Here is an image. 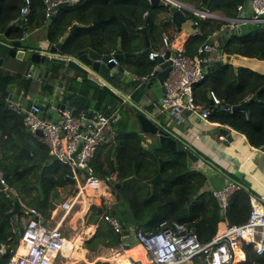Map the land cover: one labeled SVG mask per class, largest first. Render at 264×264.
<instances>
[{
  "label": "trees",
  "instance_id": "1",
  "mask_svg": "<svg viewBox=\"0 0 264 264\" xmlns=\"http://www.w3.org/2000/svg\"><path fill=\"white\" fill-rule=\"evenodd\" d=\"M43 0H30V12L27 16L26 26H13L19 16L23 0H0V41L6 38L23 37L24 27L36 30L44 26L45 36L52 42H57L73 23L90 25L78 28L71 33L63 44V53L72 54L76 51L92 48L101 54H109L115 50L120 35V47L128 53H135L139 47L135 44V38L140 35L137 29L146 23V35L156 46L157 39L163 34L162 25L166 18L158 22V13L168 12V6L161 3L152 7L148 0H80L75 6H65L53 20L45 22V8ZM200 7L209 11H218L225 17H235V10L239 4H247L250 0H198ZM99 19L95 25L91 23ZM220 21L203 20L200 32L189 38L186 43V53L194 56L198 47L206 41L207 35L218 30ZM238 28V27H237ZM0 50V54L3 53ZM223 54L239 55L247 58L264 61V24L256 25L250 31L235 30L228 33L222 46ZM127 71H134L141 79L147 77L154 65L148 57H135L127 60ZM60 67L49 64L46 76L42 74L45 82L42 89L52 92V82ZM53 72V74H51ZM17 82L22 85H30L33 82L19 74H14ZM12 81L9 74L0 71V94ZM109 81L116 86L123 83L118 74L109 77ZM72 94L66 93L61 100L72 105L78 110L89 111L92 107L101 110L102 105L111 103L114 99L102 89V87L90 80L78 83L71 81ZM134 88L131 95L132 101L140 103L144 89L140 90L138 80L126 84ZM264 86V73L255 70L235 67L229 63H215L206 74L203 81L196 84L193 94L196 104L200 108L208 109V120L246 136L248 144L260 149L264 147V90L250 101L245 111L225 110L226 106H234L243 103L255 95L260 87ZM20 87V86H19ZM212 91L220 100L219 105H214L209 97ZM1 98V97H0ZM105 105V106H106ZM0 104V172L9 188L16 192V197L25 205L39 211L45 220L51 216L55 207V199H62L59 188L70 185L67 174L69 167L61 162H51L47 147L37 137H33L26 129L23 120L18 113L5 109ZM129 111V112H128ZM130 115L137 120V110L127 105L120 112L121 118L117 121L114 136V144L109 150H116L115 156L108 161V169L100 171L94 163L95 173L103 178L111 188L116 200H123L126 210L131 212L136 222H142L154 216L140 229L146 232H155L162 222H178L187 228H192L201 243H207L217 234L218 224L226 225L244 224L251 210L249 196L253 193L239 182L234 176L232 180L239 188L232 194L229 205L222 215L217 201L211 192H201L205 182V175L189 165V158L183 151H169L157 145L150 144L144 148L142 139L136 132L128 130V121L123 114ZM25 147L32 155L34 166L23 169L30 162L21 151ZM153 143V142H152ZM198 154V153H197ZM199 155V154H198ZM116 159V165L113 159ZM159 159L166 163L159 170ZM160 174L162 181L152 184L150 181ZM115 175V179H111ZM135 177L134 180L116 188L114 182H120L126 178ZM72 191L66 194L72 195ZM63 200V199H62ZM93 208V214L89 223H93L97 208ZM22 208L15 211V200L3 189H0V243L5 245V252L0 255V264H6L14 254L18 244L21 228L16 224L12 230L11 222L16 217H23ZM97 224L95 235L84 243V247L95 251L98 245L109 248L117 247L121 240L109 226L101 219ZM245 260L236 264H264V253L257 256L250 245H243ZM242 252V257H243ZM242 257L239 259L241 260ZM197 260V259H196ZM196 264H203L196 261ZM234 264V263H231Z\"/></svg>",
  "mask_w": 264,
  "mask_h": 264
},
{
  "label": "built area",
  "instance_id": "2",
  "mask_svg": "<svg viewBox=\"0 0 264 264\" xmlns=\"http://www.w3.org/2000/svg\"><path fill=\"white\" fill-rule=\"evenodd\" d=\"M45 8V20H48L61 4L75 6L80 0H43ZM253 13L252 22L261 23L264 16V0H250ZM30 0H23L22 8L18 18L13 25L21 19L27 20L30 12ZM237 10L242 5H237ZM205 16L212 17L210 14ZM236 19H226L218 32L233 31L236 28ZM165 37V36H164ZM213 47L209 43L199 46L195 56L187 55L180 47L170 48L168 60L171 62L172 70L164 82V93L158 102H153L154 107L162 111H170L171 116L178 122L187 121L188 112H198L203 120H208V109L200 108L194 98L193 88L203 81L206 74L216 62L229 61L230 58L218 56L216 59L210 56ZM159 53L149 52L147 57L153 60ZM112 61L115 63L114 59ZM117 66V65H115ZM30 71L26 77H31ZM142 77V81H145ZM58 103H65L60 95L65 94V89L58 88ZM209 97L214 105H219L220 100L210 91ZM49 103L46 114L41 105L30 102L26 103L23 110V123L26 130L37 137L48 149L49 156L56 158L58 162L69 167L67 178L74 185L72 195L60 201L58 204L61 217L54 223L45 221L43 215L34 208L25 205L16 197V192L9 188L0 172V184L2 189L12 193L20 203L25 222L21 228L18 244L13 256L6 264H57L59 257L64 251V235L60 230L63 219L81 202L89 191H96L101 186V180L95 173L94 161L99 148L110 144L114 140L116 117L125 110V106L114 100L107 104L104 109L95 112L78 110L72 105L65 103L61 110L59 105ZM10 110L18 111L22 106L20 103L7 102ZM231 110L230 106L224 107ZM51 111L57 119H51L47 112ZM40 131L42 136H38ZM200 134H195L199 140ZM81 143L79 151L73 156ZM107 188V187H106ZM239 188L236 182H230L223 188L213 190L221 212H225L229 205L232 194ZM251 210L249 217L241 225H225L207 243H201L194 229L187 228L178 222H162L155 232H146L136 229L134 238L146 254L147 261L141 264H192L196 259H203L204 264H231L234 263L235 250L243 251V245H250L257 256L264 253V207L260 198L250 195ZM100 218L120 235L122 240L129 238L125 234L126 228L122 227L120 220L110 213H103ZM15 231V230H14ZM5 252V245L0 243V255ZM129 264H136L130 261Z\"/></svg>",
  "mask_w": 264,
  "mask_h": 264
},
{
  "label": "crops",
  "instance_id": "3",
  "mask_svg": "<svg viewBox=\"0 0 264 264\" xmlns=\"http://www.w3.org/2000/svg\"><path fill=\"white\" fill-rule=\"evenodd\" d=\"M172 1L182 6L183 8H181V11L187 15V21L185 24L182 25L180 30H177L171 23H166L164 21L162 25V28H164L163 34L160 37H158L156 46L148 38L149 47L145 48V39H144L145 34L140 32V30L145 25L139 27L137 29V32L140 35H137L135 38L136 39L135 44L139 47V49L137 52L133 53L132 55L131 53H128L121 49L120 41H119L120 35L119 33H117L116 34V38L118 39L117 46L114 51L107 54L109 56H113L117 62L119 61L117 66L123 69V72L116 73V75L118 74V77L120 78V81L123 84L120 86H116L113 83L112 84L118 89H120L131 100H132L131 95L133 94L134 88L129 87L126 84L133 80H138L140 86V85H144L145 81H142V78L139 79L140 77L136 73H134V71L131 72L127 71L126 65L127 63H129L127 62L128 59H131L132 57L145 58L149 52H156L159 54H163L167 49L170 50V48L173 46L182 48L186 53V46H185L186 43L189 41L190 37H192L195 34H198L201 31L200 30L201 22L203 20L220 21L221 22L220 26H222V24L226 19H236L237 20L236 29L237 27H239V32L240 30H250L251 28L258 25V23L252 22L253 13L249 4L250 2L247 4H242L241 10H237L236 8L234 15L235 17L228 18L222 15L218 11H209L206 9H202L200 7V2L198 0H172ZM170 2H171L170 0H161L160 3H163L169 7L171 5ZM205 14H210L212 15V17L205 16ZM157 17L159 22L161 21V18H167V13L160 11ZM260 19L262 20V22L259 23L260 24L259 27L262 24H264V16L261 17ZM98 22H100V20ZM230 32L231 31L218 32V30L216 29L207 35L205 40L208 42L206 43L211 44L213 47L210 56L214 59H216L220 55L222 57H229L230 58L229 61H222V62L229 63L234 67L236 66L237 68L244 67V68L252 69L250 66L253 63L252 62V60H254L253 58H247L235 54L232 55L223 54L222 46L224 45L225 39L227 38L228 33ZM24 38L26 42H32V41L35 42L39 38V36L38 34L33 33L29 35H24ZM167 42H169V44H167ZM186 54L189 55V53ZM0 55L5 56V54H0ZM13 60L14 61L12 63L9 60V63L13 65L10 67H8L7 62H4V60L2 62L0 61V71L2 73L11 75L12 81L10 83L16 84L11 101L13 103H20L22 107L18 111H13L8 109L7 103H5L4 105H2L1 103L0 104L2 106H5L6 107L5 109L8 111L20 114L23 120L22 108L25 107V104L27 102L30 103V102H34V100H37L36 103L41 105V107H43L48 103L53 104V102L55 101L54 96L56 93L52 92L53 94H51V98L46 96L42 98V101H39L38 94L45 92L42 89V84L45 82L44 77L42 76V74H39L36 77H34L33 74L31 77H26L25 75L24 78L31 79V81L33 82V84L30 85L29 88H27L28 85L25 84L22 85V82L18 83L16 80L17 78L14 77V75H12L16 70L15 68H17L18 65L22 63L21 61H17L16 59ZM23 66L25 65L23 64ZM261 70L262 71H260V73H264V67ZM106 79L109 81L108 78ZM163 93L164 92L161 91L160 87L157 84H154L150 89L144 88V94L147 95V98L143 99L141 103L137 105L142 107L148 113L149 116L153 117V119L157 120L160 124L166 126L168 129L173 131L179 138H181L183 141H185L187 144L193 147L196 154L197 153L199 154V155L197 154L198 159L196 161H189L190 164L189 166L192 169H196L205 175L206 179L204 184L202 185L201 192H212L213 190H218L223 188L228 183L234 181L230 177V175H232L236 179H238L240 183H242V180L246 181L248 185L247 188L250 189L253 195L261 196L264 193V153L261 152L259 149H255L251 147L248 144L245 135L232 130L228 126L219 125L209 120L205 121L201 119L200 116L198 115L199 114L198 112H200V110H198L197 113L194 112L186 113L187 121L178 122L174 117L171 116L170 111H162L160 108L154 107L152 105L153 102H158L161 99ZM123 105L127 107L128 104L124 102ZM95 111H100V110H96L95 108L92 107L88 112H95ZM47 116L51 119H57V116L51 111L47 112ZM136 123L135 125L137 131H133V130H129V131L136 132L137 135L143 138L142 145L144 146V148H149L150 144L155 143L154 137L152 139L151 136L142 133L139 125ZM115 128L116 127L114 126V131H116ZM195 134H200L201 138L199 140H196ZM114 141L115 139L110 144L99 148L96 152L94 163L97 164L101 172H104L108 169V165H107L108 161L110 160V158H112V155L115 156L116 154V150L114 149L109 150L111 148L110 146L114 144ZM113 161L114 164L116 165L115 158L113 159ZM25 166L29 167L30 163ZM24 167L23 169H26ZM99 179L101 180V186L96 191H89L88 194L84 197V199L81 200L80 202L81 204L79 203L81 210L77 211V213L75 214L77 217V220L74 224L75 226L73 227L75 230L73 231L72 228L71 230L65 227V232L63 233L64 237L68 236L70 242L72 243L78 240L77 241L78 245L74 250H72L69 253L63 251L62 255L66 259L68 260L70 259V262L74 260V263L72 264H129L130 261H135L140 264L145 263L147 261V257L143 250V247L131 236H129V238L126 240H122L121 236L119 235L121 242L115 248H109L107 246L100 244L97 246V249L95 251H90L84 247V243L95 235L98 227L97 224H94L95 223L94 218H93V223H89V220L93 214V208H92L93 206L96 207L97 209L98 208L102 209L100 216L103 213H110L112 209L116 208L119 201H122L123 206L126 209L123 200H118V201L116 200L107 182L101 177H99ZM111 179H115V175H113ZM243 185L246 186V184ZM64 189L65 188H59L60 196H62V199H65L68 196H70V195L68 196L66 195L68 192L64 194L65 196H63L62 190ZM71 191L72 192L74 191V185ZM92 197L100 198L101 202L97 204L92 203V201H90ZM57 199H55V203H54L55 207L51 211L50 218L45 220L48 221L49 223H54V221H57L55 219L56 217H61L60 207L58 203H56ZM86 209L89 211L90 215L87 221L83 224L84 225L83 226L82 223H79L78 221V219H81V217L80 216L78 217V215L84 214ZM224 213L225 212H221L222 215ZM100 216L98 221L101 220ZM25 219H26L25 215L19 218L16 217V220L11 222L12 230L13 231L15 230L17 222L19 223H22L23 221L25 222ZM225 225H226L225 222H220L218 224L217 233L220 232ZM237 253L239 254V257L238 258L236 257V259H240L242 257V254L239 252ZM243 255H244V259L242 261H244L246 257L244 252ZM196 261H202L204 264L203 259L194 260L192 264H196ZM242 261H238V262H242Z\"/></svg>",
  "mask_w": 264,
  "mask_h": 264
},
{
  "label": "water",
  "instance_id": "4",
  "mask_svg": "<svg viewBox=\"0 0 264 264\" xmlns=\"http://www.w3.org/2000/svg\"><path fill=\"white\" fill-rule=\"evenodd\" d=\"M152 7H157L160 5L161 0H148ZM171 5L168 7L167 18L165 19L166 23H171L177 30H180L182 25L187 21V15L181 11L182 6L178 3L170 0ZM66 5L61 4L57 9L54 10L53 15L46 20L47 23L50 20H53L55 16L64 8ZM99 19L94 20L91 25L97 24ZM147 20L145 22L146 26ZM260 24L258 23V26ZM13 26H26V21L21 19ZM90 25H84L81 23L73 22L67 29L66 32L59 38L57 42H52L45 36L44 26L38 28L36 30H30L24 27L23 33L24 35L33 34L36 32H40L42 34L41 38H38L35 42H26L24 36L23 37H15V38H6L4 41L0 42V45L4 49V52H7V55L16 59L17 61H21L25 66L17 67L14 71V74H19L20 76L25 77L26 72L30 71L34 77L38 76L39 74H44V76L48 73V65L53 64L57 65L60 68L58 69L56 76L53 79L52 86L53 90L56 93L58 88L65 89V93L67 96L72 94L73 85L71 81H76L81 83L86 80H90L93 83L97 84L98 86L102 87L105 91H107L116 103L123 104L126 102L128 105L134 107L137 111L136 121L134 118V122L139 125L140 130L142 133L147 134L149 136L154 137L155 142L157 145L165 150L169 151H183L186 153L190 161H196L198 159V155L195 153L193 147L179 138L173 131L168 129L166 126L160 124L157 120L153 119V117L149 116L148 113L139 105L134 103L128 96H126L120 89L115 87L112 83H110L106 78L109 79L110 76L115 75L118 72H123V69L118 66H114L113 63H107V67L104 73H101L100 70H103L102 66H100L101 58H104L105 61L109 59V55L101 54L92 48H85L79 51H76L72 54L63 53V44L68 39L69 35L73 33L78 28L89 27ZM143 27L140 32L145 34V48L149 47V40L146 36V27ZM239 32V27L237 28ZM169 44V42H167ZM132 55V54H131ZM145 55V54H143ZM170 55V50L167 49L163 54H159L154 59L155 65L151 71V73L145 77L144 85H141L140 90L144 88L150 89L154 84H157L161 91L164 92V82L168 78L170 71L172 70L171 62L168 60ZM135 58V57H132ZM229 58V57H227ZM219 63V62H217ZM235 69L237 67L235 66ZM25 73V74H23ZM12 74V75H14ZM53 74V72H51ZM130 74V73H128ZM36 81V78H35ZM16 84L10 83L8 84L5 89L1 92L0 103L4 105L7 102L12 100V96L14 93V89ZM264 90V86L260 87L256 94L248 98L243 103L234 105L231 107L232 111H245L247 109V105L250 101L254 100L258 94H260ZM59 94L56 93L54 98L55 101L53 102L54 105L57 104ZM147 95L143 94L141 96L140 103L143 99H146ZM36 103L37 100H34ZM139 103V104H140ZM59 108L63 110L65 108V103H58ZM57 104V105H58ZM49 107V103L44 105L43 112L46 114V110ZM105 105H102V109H104ZM126 109V108H125ZM124 111V110H123ZM121 118L120 113L116 117V122ZM117 128H115L116 130ZM38 136H42L41 132H37ZM2 140V135L0 133V143ZM152 143V142H151ZM18 145L21 147V151L24 153L28 161H30V166H34L35 162L32 161L33 157L31 153L25 148L22 147L20 143ZM81 147V143H79L77 150L73 153V156L79 151ZM261 152L264 153V147L259 149ZM56 158H52L51 162H56ZM166 163L165 160L159 159V169L163 167ZM25 166L24 168H27ZM135 177L126 178L120 182H114V187L118 188L127 182L134 180ZM162 181V178L159 174H157L154 178L150 181V188L152 190V184ZM70 182H72L70 180ZM243 184L248 186L246 181L242 180ZM2 185L0 184V189H2ZM12 198L15 200V211L20 209V203L16 200V197L10 193ZM263 204L264 207V193L261 196H258ZM61 200L57 199L56 203H60ZM102 212V209L98 208L96 211V215L94 217V222L99 220V216ZM110 214L120 220L123 228H126L125 234L129 236H133L136 229H140L144 225H146L150 219L154 216L152 214L149 218L145 219L142 222H136L131 212L127 211L122 201H119L116 208L110 211ZM136 264H140L137 263Z\"/></svg>",
  "mask_w": 264,
  "mask_h": 264
},
{
  "label": "rangeland",
  "instance_id": "5",
  "mask_svg": "<svg viewBox=\"0 0 264 264\" xmlns=\"http://www.w3.org/2000/svg\"><path fill=\"white\" fill-rule=\"evenodd\" d=\"M254 28V27H253ZM253 28H251V29H253ZM246 31H250V30H243V32H246ZM36 34H38V36H39V38H41L42 37V34L40 33V32H36ZM0 50L2 51V46L0 45ZM3 53H4V51H3ZM5 54V56H1L0 57V61L2 62L3 60H4V62H7V64H8V67H10V66H13L12 64H10L9 63V60H10V62L12 63L14 60H13V58L12 57H10V56H8L7 55V52L6 53H4ZM119 62V61H118ZM118 62H115L114 63V66L115 65H118ZM252 64H251V68L252 69H254V70H256V71H262L261 69L264 67V61H261V60H252ZM21 66H23V63H21V64H19L18 65V68L19 67H21ZM17 68V69H18ZM21 69H22V67H21ZM23 74H25V73H23ZM31 80V79H30ZM38 93V92H37ZM51 94H53L52 92H48V91H46V92H44V93H40V94H38V97H39V101H42V98H44V97H49V98H51ZM129 112V111H128ZM124 113V112H123ZM127 112H125L124 114H123V117H122V119H126L127 121H128V124H129V126H128V130H133V131H137V129H136V125H135V122H134V120H132V116H131V114L130 115H125ZM26 129V128H25ZM41 142V141H40ZM65 189L64 190H62V193H63V196H65L64 194H66L68 191H70V190H72V188H73V184L72 183H70V185H67L66 187H64ZM62 197V196H61ZM90 201H92V203H100L101 202V200H100V198H98V197H92L91 198V200ZM80 203V202H79ZM77 204L76 206H75V208L63 219V221H62V223H61V226H60V230H61V232L62 233H64L65 232V227L67 228V229H73V231L75 230L73 227L75 226L74 224H75V222H76V220H77V217H76V213H77V211H80L81 210V208H80V204ZM89 215H90V213H89V211L86 209V211L84 212V214H79L78 215V217L80 216L81 217V219H78V221H79V223H82V225L87 221V219H88V217H89ZM58 218H60V217H56L55 219L56 220H59ZM52 220V219H51ZM23 221V220H22ZM24 222V221H23ZM67 222V223H66ZM65 223H66V226H65ZM84 226V225H83ZM71 229V230H72ZM239 253H241L242 254V251H240L239 250ZM240 261H242V260H240ZM238 261H236V262H234V264H236ZM72 263H74V260L72 261V262H70V259L68 260V259H66L63 255H61L60 257H59V260H58V262H57V264H72Z\"/></svg>",
  "mask_w": 264,
  "mask_h": 264
},
{
  "label": "bare ground",
  "instance_id": "6",
  "mask_svg": "<svg viewBox=\"0 0 264 264\" xmlns=\"http://www.w3.org/2000/svg\"><path fill=\"white\" fill-rule=\"evenodd\" d=\"M112 59H114V60L116 61V59H115L113 56H110L109 59H108L107 61H105L104 58H101V60H100V66H102L103 70H100V71H101V73H104V75H105V69H106V67H107V63H113V64H114V62L112 61ZM237 147H238V146H237ZM242 155H243V154H242ZM96 194H97V193H96ZM17 224H18V228H21V226L24 224V222H22V223L17 222ZM77 241H78V240H77ZM77 241H74V242L72 243V242H70L68 236L64 237V240H63L64 251H65L66 253H69V252H71L72 250H74V249L77 247V245H78ZM237 252H239V250H235L234 262H236V261H240L239 259H236V257H237V258L239 257V254H238ZM73 254H74V253H73ZM243 259H244V255H243V257H242L241 260H243Z\"/></svg>",
  "mask_w": 264,
  "mask_h": 264
},
{
  "label": "flooded vegetation",
  "instance_id": "7",
  "mask_svg": "<svg viewBox=\"0 0 264 264\" xmlns=\"http://www.w3.org/2000/svg\"><path fill=\"white\" fill-rule=\"evenodd\" d=\"M54 93V91H52Z\"/></svg>",
  "mask_w": 264,
  "mask_h": 264
}]
</instances>
